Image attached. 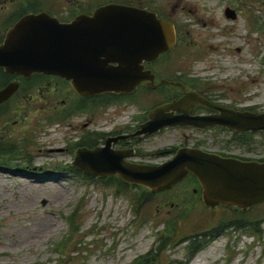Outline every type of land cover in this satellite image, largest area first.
I'll return each mask as SVG.
<instances>
[{
	"label": "flooded vegetation",
	"instance_id": "obj_1",
	"mask_svg": "<svg viewBox=\"0 0 264 264\" xmlns=\"http://www.w3.org/2000/svg\"><path fill=\"white\" fill-rule=\"evenodd\" d=\"M107 3L145 9L172 24L175 40L167 51L150 60L140 59L138 52L122 55L129 67L150 71L153 79L141 82L131 93L84 96L64 77L50 73L25 77L0 66V89L18 84L17 90L0 103V120L4 122L13 113L35 110L45 113L48 127H73L78 133L76 142L66 138L64 147L49 151L71 156L64 171L102 180L119 177L90 176L71 162L77 148L103 146L107 138L111 139V149L131 154L126 159L132 162L158 164L185 147L221 157L264 161V130L243 131L216 123L225 114L229 121H236L237 113L264 112V0H0V45L9 29L26 14L45 13L68 23L80 14L91 15ZM174 101L179 102V107L166 113L183 116L180 121L184 124L165 126L151 135L136 134L154 108ZM26 134L21 136L29 142L30 135ZM164 134L173 142L151 148L148 141ZM3 137L7 135L0 136V162L7 155L15 159L13 147L3 143ZM48 171L42 172L52 174ZM179 185L185 199L191 195L189 189L205 208L225 207L204 205L201 186L192 173L166 191ZM171 203L173 207L179 205Z\"/></svg>",
	"mask_w": 264,
	"mask_h": 264
},
{
	"label": "rangeland",
	"instance_id": "obj_2",
	"mask_svg": "<svg viewBox=\"0 0 264 264\" xmlns=\"http://www.w3.org/2000/svg\"><path fill=\"white\" fill-rule=\"evenodd\" d=\"M261 96L262 101L264 93ZM2 119L0 136L7 135L3 143L11 144L15 159L7 155L0 162V264H53L59 257L53 246L60 241L66 243L63 252L70 257L67 264H131L157 243L166 221L183 211L188 212L180 219L172 246L158 254L154 264H264V202L245 214L224 207L212 210L189 189L191 195L181 197L184 190L179 185L147 201L141 199L139 205L141 190L137 186L123 190L102 179L63 170L71 156L49 150L64 147L66 138L76 142L78 133L73 127H48L45 113L35 110L10 114L4 122ZM26 133L29 142L23 141ZM148 142L151 148H160L173 140L164 134ZM28 165L42 171L59 167L44 175L41 170L24 167ZM182 200L185 203L180 204ZM171 202L179 205L173 207ZM72 214L78 225L75 231L70 230L67 219ZM240 215L255 222L262 238L249 229L223 228ZM212 228L218 229L215 237L208 235ZM202 232H208L199 237L206 246L188 258L189 241L184 237Z\"/></svg>",
	"mask_w": 264,
	"mask_h": 264
},
{
	"label": "water",
	"instance_id": "obj_3",
	"mask_svg": "<svg viewBox=\"0 0 264 264\" xmlns=\"http://www.w3.org/2000/svg\"><path fill=\"white\" fill-rule=\"evenodd\" d=\"M174 40L170 22L125 4L107 3L91 15L80 14L68 23L45 13H29L7 32L0 45V66L25 77L32 73L64 77L84 96L131 93L153 75L129 67L122 55L138 52L140 59L150 60L167 51ZM17 88V83H10L0 89V103ZM178 104L174 101L154 108L136 134L151 135L165 126L184 124L180 121L183 116L166 113L177 109ZM237 114V122L229 121L225 114L216 123L243 131L264 130V112ZM128 155L111 149V139L107 138L103 146L77 148L71 165L94 177L118 176L152 193L169 190L192 173L201 186L206 207L222 205L246 212L264 202V161L221 157L189 147L179 148L158 164L132 162L126 159Z\"/></svg>",
	"mask_w": 264,
	"mask_h": 264
},
{
	"label": "trees",
	"instance_id": "obj_4",
	"mask_svg": "<svg viewBox=\"0 0 264 264\" xmlns=\"http://www.w3.org/2000/svg\"><path fill=\"white\" fill-rule=\"evenodd\" d=\"M100 181L105 182L106 184H109V185H116L117 187L123 188V190H125L129 186H133V185H129L123 182L119 178H108L106 180H100ZM137 188L141 190V194H140L141 196L137 197L139 205L141 204L142 200L147 201V199L154 196V194H160V193H152L146 188L141 187V186H137ZM224 208L232 210V211H237L239 214H245V212L241 211L240 209L227 208V207H224ZM251 208H249L247 211H249ZM186 212L188 211H183L181 215L169 218L165 223L163 231L160 234L158 233L157 243L154 246H152L150 250L147 251L145 254L140 255L135 260H133L131 264H154V259L158 256V254L162 253L167 248L168 245L172 246L173 244L172 241L178 234V225H179L180 219L183 218L182 216L187 215ZM67 219H68L70 230L71 231L77 230L78 225H75L74 214L67 217ZM230 226L234 229H237V228H243L244 230L249 229L252 231V234L255 235L258 239L262 238V231L257 227V225H255V222L252 220H243L241 218V215L233 218L232 220H229L225 224V226H223V228H229ZM217 230H218L217 228H212L211 231H215V232L209 231V234L208 232L207 233L202 232L203 235L194 233V235L191 234L189 236L184 237L186 240L189 241L188 246H187V250L189 251L188 258H191L192 256H194L198 251H200L204 246H206L207 242L202 241L203 238H199V237L207 236V234L208 235L211 234L212 237H215L219 233L217 232ZM65 244L62 241L54 244L53 249L54 251H57L59 253V257L55 260V262H53V264H67L68 263V260L70 259V257L68 256L65 257L64 252H63V250L66 247ZM182 263L183 262H178V264H182ZM33 264H42V263L35 262ZM168 264H174V262H169Z\"/></svg>",
	"mask_w": 264,
	"mask_h": 264
}]
</instances>
